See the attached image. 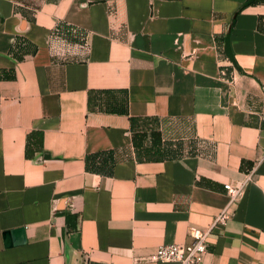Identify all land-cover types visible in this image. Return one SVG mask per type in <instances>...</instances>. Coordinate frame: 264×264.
Masks as SVG:
<instances>
[{"label": "crops", "instance_id": "1", "mask_svg": "<svg viewBox=\"0 0 264 264\" xmlns=\"http://www.w3.org/2000/svg\"><path fill=\"white\" fill-rule=\"evenodd\" d=\"M246 1L0 0V264H177L149 256L208 229L227 183L202 264H264V2ZM60 21L86 61L50 57ZM129 117L157 121L162 158L137 159ZM107 151L110 176L86 170Z\"/></svg>", "mask_w": 264, "mask_h": 264}, {"label": "trees", "instance_id": "2", "mask_svg": "<svg viewBox=\"0 0 264 264\" xmlns=\"http://www.w3.org/2000/svg\"><path fill=\"white\" fill-rule=\"evenodd\" d=\"M263 3V0H247L243 7L253 5L256 3ZM86 36V32L82 29H78L74 26H71L63 21L57 22L52 28L50 33L51 40H59L60 43L64 45L72 44L77 46H83L84 42L81 40L82 37ZM224 43V40H223ZM59 45V44H58ZM57 46V45H56ZM58 47V46H57ZM28 51V42L23 38H17L14 46L11 49V54L16 58V60H22L25 53ZM225 51V44H224ZM56 48L52 47L50 44V57L59 62H83L86 61L87 57L83 59L76 57L74 55L64 52L62 55L57 53ZM224 53V52H223ZM225 66H221V69L224 70ZM95 100L97 102L98 109L105 113L111 114H120L128 115L127 110V93L124 94V100L117 102L115 100L103 101L101 97L114 94L113 91H100L96 93ZM88 107L92 110V97L89 94L88 97ZM130 122V133L132 134V144L136 150V157L139 160H154L160 159L164 156L162 154L161 146L159 145V133L156 130L157 121L155 119H140L135 117H129ZM146 139H149V147L144 146ZM159 145V146H158ZM160 147V148H158ZM114 151L100 152L92 155H87L85 158V167L86 170L90 172H95L98 174H105L110 176L112 174V168L115 164ZM29 155V154H27Z\"/></svg>", "mask_w": 264, "mask_h": 264}, {"label": "built area", "instance_id": "3", "mask_svg": "<svg viewBox=\"0 0 264 264\" xmlns=\"http://www.w3.org/2000/svg\"><path fill=\"white\" fill-rule=\"evenodd\" d=\"M77 28V27H76ZM79 29V28H78ZM50 39V36H49ZM84 45L77 46L72 44L64 45L60 43L59 40H49V49L50 44L51 48L55 47L57 53L62 55L64 52H68L70 55H74L76 57L84 58L88 55V43H87V35L82 37ZM59 44V45H58ZM58 47H57V46ZM50 51V50H49ZM249 180V176H247ZM224 190L228 197L229 203L228 205L216 215L210 227L206 230L198 229L195 227H191L189 229L188 235L191 238V242L189 244H170V245H159L153 251V253L149 256V260L152 262L159 263H170L174 262L177 264H202L203 257L206 252V239L211 230L220 226L223 227L227 224V222L231 218V214L228 210V207L232 204V202L241 195V187H235L231 184H224Z\"/></svg>", "mask_w": 264, "mask_h": 264}, {"label": "rangeland", "instance_id": "4", "mask_svg": "<svg viewBox=\"0 0 264 264\" xmlns=\"http://www.w3.org/2000/svg\"><path fill=\"white\" fill-rule=\"evenodd\" d=\"M22 2H27L28 4H34V6H37L38 2L37 0H21Z\"/></svg>", "mask_w": 264, "mask_h": 264}]
</instances>
